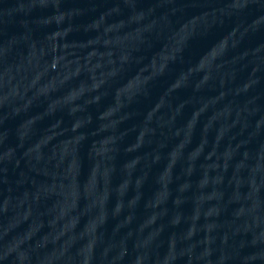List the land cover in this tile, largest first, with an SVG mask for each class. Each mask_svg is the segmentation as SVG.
I'll use <instances>...</instances> for the list:
<instances>
[{
	"label": "water",
	"instance_id": "water-1",
	"mask_svg": "<svg viewBox=\"0 0 264 264\" xmlns=\"http://www.w3.org/2000/svg\"><path fill=\"white\" fill-rule=\"evenodd\" d=\"M0 264H264V148L94 201L2 251Z\"/></svg>",
	"mask_w": 264,
	"mask_h": 264
}]
</instances>
